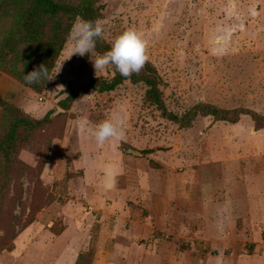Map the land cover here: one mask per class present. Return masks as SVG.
<instances>
[{"label": "rangeland", "instance_id": "1", "mask_svg": "<svg viewBox=\"0 0 264 264\" xmlns=\"http://www.w3.org/2000/svg\"><path fill=\"white\" fill-rule=\"evenodd\" d=\"M98 1L110 46L129 28L142 33L144 67L158 75L171 112L204 104L264 116V0ZM72 54L67 40L41 93L0 71V135L4 102L37 120L52 112L14 162H0V264H49L62 247L49 255L48 245L82 220L95 243L102 212L84 202L87 168L125 177L122 198L155 225L142 243L162 264H264V129L249 116L230 124L198 115L181 126L146 101L145 85L129 81L81 96L65 113L70 82L114 77L112 65L96 74L95 50ZM105 119L122 121L123 141L97 145L88 129Z\"/></svg>", "mask_w": 264, "mask_h": 264}, {"label": "trees", "instance_id": "2", "mask_svg": "<svg viewBox=\"0 0 264 264\" xmlns=\"http://www.w3.org/2000/svg\"><path fill=\"white\" fill-rule=\"evenodd\" d=\"M100 10L98 0H0V21L4 20L8 24L5 31L0 30V71L37 93L43 92L49 80L27 85L23 79L24 74L43 64L48 68L50 79L76 18L95 21L100 17ZM110 48L102 37L97 38L94 50L99 55ZM113 69L114 77L111 80L93 79L83 87L70 82L68 96L60 102V109L66 113L79 97L90 92L112 93L129 81L133 85H145L146 101L155 106L164 118L181 126H190L198 115L211 116L217 121L230 124H237L242 116H249L257 130L264 129V116L249 110L229 112L200 104L184 116H179L166 105L156 73L143 67L138 74L123 77L114 66ZM2 109L5 130L0 135V162L5 167L14 162L19 147L34 132L51 123L52 112L37 120L13 103L4 102ZM91 249L80 254L76 264H91L94 252Z\"/></svg>", "mask_w": 264, "mask_h": 264}, {"label": "crops", "instance_id": "3", "mask_svg": "<svg viewBox=\"0 0 264 264\" xmlns=\"http://www.w3.org/2000/svg\"><path fill=\"white\" fill-rule=\"evenodd\" d=\"M103 169L106 170L105 167ZM92 173L89 168L85 170L81 192L85 204L102 212L103 224L98 238L95 243L92 241L90 229L85 228L86 223L82 220V225L76 226L73 231L66 229L61 237H57L59 239L56 238L48 245L49 255L54 248L62 247L58 256L54 260L50 259L49 264H76L80 254L92 246L94 252L91 264H162L160 255L148 250L142 243L157 232L155 225L149 223L143 209L134 204L129 205L122 198L125 177L110 176L106 171L105 175L101 173L96 176ZM67 221L68 217L66 224ZM167 226L157 229L167 231Z\"/></svg>", "mask_w": 264, "mask_h": 264}, {"label": "clouds", "instance_id": "4", "mask_svg": "<svg viewBox=\"0 0 264 264\" xmlns=\"http://www.w3.org/2000/svg\"><path fill=\"white\" fill-rule=\"evenodd\" d=\"M103 21L84 20L77 17L68 34V41L72 44V52L83 57L86 53H92L96 47L97 38L103 34ZM147 42L143 39L142 33L134 28H129L119 36L115 37L110 50L102 55H97L93 62L96 72L104 71L109 65L123 77H130L138 74L149 57L146 54ZM24 82L27 85L39 84L48 81V68L41 64L28 74H24ZM88 132L98 146H103L106 141H123L125 132L122 121L114 122L112 119H105ZM26 183V180L23 181Z\"/></svg>", "mask_w": 264, "mask_h": 264}, {"label": "water", "instance_id": "5", "mask_svg": "<svg viewBox=\"0 0 264 264\" xmlns=\"http://www.w3.org/2000/svg\"><path fill=\"white\" fill-rule=\"evenodd\" d=\"M133 153H135L134 151H132Z\"/></svg>", "mask_w": 264, "mask_h": 264}]
</instances>
